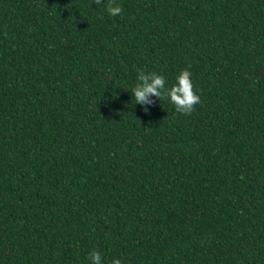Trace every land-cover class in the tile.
<instances>
[{"label":"trees","instance_id":"1","mask_svg":"<svg viewBox=\"0 0 264 264\" xmlns=\"http://www.w3.org/2000/svg\"><path fill=\"white\" fill-rule=\"evenodd\" d=\"M116 3L0 0V264H264V0Z\"/></svg>","mask_w":264,"mask_h":264},{"label":"clouds","instance_id":"2","mask_svg":"<svg viewBox=\"0 0 264 264\" xmlns=\"http://www.w3.org/2000/svg\"><path fill=\"white\" fill-rule=\"evenodd\" d=\"M94 3L98 8H105L107 13L113 17L122 15L124 11L116 0H94ZM131 92L136 104L141 105L145 113L149 111L147 106L154 105L156 100H169L174 105L175 111L184 116H190L201 103V97L197 94L192 82V72L188 69L182 70L177 75L176 82L170 88L166 87L163 75L155 71L138 70L137 83ZM88 261L90 264H103V257L99 251L92 250L88 255ZM112 264H122V261L114 259Z\"/></svg>","mask_w":264,"mask_h":264}]
</instances>
